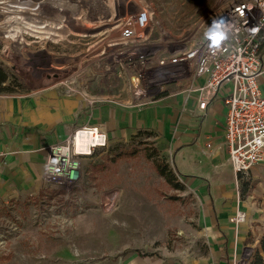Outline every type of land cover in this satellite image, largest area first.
<instances>
[{
    "label": "rangeland",
    "instance_id": "rangeland-1",
    "mask_svg": "<svg viewBox=\"0 0 264 264\" xmlns=\"http://www.w3.org/2000/svg\"><path fill=\"white\" fill-rule=\"evenodd\" d=\"M229 1L0 0V65L10 76L31 75L19 79L21 91L59 83L85 92L93 104H142L186 88L188 81L173 82L184 66L163 65L203 41L210 14ZM133 77L154 94L135 98ZM173 155L170 140L152 132L108 139L106 147L73 158L56 180L0 203V264H186L206 256L208 198L175 167L196 174L194 161ZM161 158L182 189L157 173ZM186 163L192 167L184 170ZM244 177L249 196L264 206V160ZM253 228L236 264H245L257 246L263 227Z\"/></svg>",
    "mask_w": 264,
    "mask_h": 264
},
{
    "label": "crops",
    "instance_id": "crops-1",
    "mask_svg": "<svg viewBox=\"0 0 264 264\" xmlns=\"http://www.w3.org/2000/svg\"><path fill=\"white\" fill-rule=\"evenodd\" d=\"M261 63L258 82L264 94V41ZM84 95L61 88L59 83L0 94V203L37 191L44 182L47 149L80 126H99L109 140L116 141L132 139L141 131L152 132L165 143L170 140L174 155L182 154L191 165L194 161L196 174L175 167L199 195L208 198V217L201 236L207 255H198L186 264H236L254 232L253 225L263 227L258 239L264 233V206L257 205L251 196L236 200L235 175L224 146V96L219 93L202 112L197 108V93L185 89L145 105L129 99L93 104ZM191 165L186 163L184 170ZM238 209L246 212L248 221L235 228L229 218ZM169 263L155 260L140 264Z\"/></svg>",
    "mask_w": 264,
    "mask_h": 264
},
{
    "label": "built area",
    "instance_id": "built-area-1",
    "mask_svg": "<svg viewBox=\"0 0 264 264\" xmlns=\"http://www.w3.org/2000/svg\"><path fill=\"white\" fill-rule=\"evenodd\" d=\"M221 17L235 23L238 29L235 36L230 35L218 48L210 47V40L204 39L195 48L184 52L178 61L172 60L163 66H184L185 76L176 74L172 80L175 83L189 82L185 90L197 93V108L202 112L219 93L224 96V146L235 175L238 195L237 175L247 176L264 160V94L258 82L262 74L264 0H230L225 6L216 7L210 14L208 28L213 19ZM132 23L131 20L127 25ZM254 28L258 31H251ZM124 32L131 34L130 29ZM131 80L135 98L154 94L155 89L150 94L148 88L139 85L138 77ZM199 80L203 82L198 84ZM107 143L108 135L99 126L83 125L74 129L61 142L47 149L43 181L56 180L72 168L73 158L89 156L94 150L106 147ZM237 201H241L238 196ZM247 221L246 212L240 209L229 218L235 228Z\"/></svg>",
    "mask_w": 264,
    "mask_h": 264
},
{
    "label": "trees",
    "instance_id": "trees-1",
    "mask_svg": "<svg viewBox=\"0 0 264 264\" xmlns=\"http://www.w3.org/2000/svg\"><path fill=\"white\" fill-rule=\"evenodd\" d=\"M16 73L17 76H10L3 66L0 65V94H13L21 91L23 89V84L19 79L25 80L26 78H31V75H28V73L24 74L18 70ZM155 154L158 156L157 153ZM148 157L151 156L148 155ZM161 162V165L155 166L157 173L165 180V182L171 184L174 189H182L183 186L177 182L174 174L164 159L161 158ZM237 181L240 199L245 200V198L249 196L252 186L249 181H245L244 175L238 174ZM245 264H264V233L258 239L257 246L254 248L253 253Z\"/></svg>",
    "mask_w": 264,
    "mask_h": 264
},
{
    "label": "clouds",
    "instance_id": "clouds-1",
    "mask_svg": "<svg viewBox=\"0 0 264 264\" xmlns=\"http://www.w3.org/2000/svg\"><path fill=\"white\" fill-rule=\"evenodd\" d=\"M238 29L236 28L235 23L229 18H218L213 19L210 27L205 33V39L210 40V47L218 48L222 42H225L229 39V36H235ZM251 31H258L257 28L252 29Z\"/></svg>",
    "mask_w": 264,
    "mask_h": 264
},
{
    "label": "bare ground",
    "instance_id": "bare-ground-1",
    "mask_svg": "<svg viewBox=\"0 0 264 264\" xmlns=\"http://www.w3.org/2000/svg\"><path fill=\"white\" fill-rule=\"evenodd\" d=\"M23 4V7H21L22 9L25 8V3H22Z\"/></svg>",
    "mask_w": 264,
    "mask_h": 264
}]
</instances>
